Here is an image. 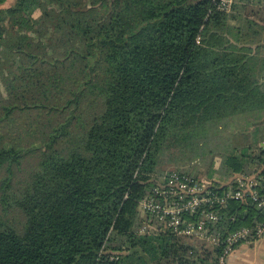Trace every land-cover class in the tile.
Returning a JSON list of instances; mask_svg holds the SVG:
<instances>
[{
    "label": "trees",
    "instance_id": "16d2710c",
    "mask_svg": "<svg viewBox=\"0 0 264 264\" xmlns=\"http://www.w3.org/2000/svg\"><path fill=\"white\" fill-rule=\"evenodd\" d=\"M7 1L0 264H220L224 245L142 234L139 205L169 165L211 153L205 131L264 118V0ZM235 153L219 173L264 188V146ZM217 210L214 234L264 221L250 199Z\"/></svg>",
    "mask_w": 264,
    "mask_h": 264
},
{
    "label": "built area",
    "instance_id": "2783aa9c",
    "mask_svg": "<svg viewBox=\"0 0 264 264\" xmlns=\"http://www.w3.org/2000/svg\"><path fill=\"white\" fill-rule=\"evenodd\" d=\"M216 2L218 9L230 12L235 0ZM261 144L264 146V141ZM206 180L195 179L181 170L155 178L151 191L140 201L139 210L144 221L141 233L169 231L177 236L224 245L220 264H228L236 245L264 236V221L255 228L242 227L225 234H214L212 227L223 218L217 209L227 207L231 200L250 199L264 216V188H259L257 174L236 175L233 182L216 177ZM215 181L222 184L217 186Z\"/></svg>",
    "mask_w": 264,
    "mask_h": 264
},
{
    "label": "rangeland",
    "instance_id": "374dc122",
    "mask_svg": "<svg viewBox=\"0 0 264 264\" xmlns=\"http://www.w3.org/2000/svg\"><path fill=\"white\" fill-rule=\"evenodd\" d=\"M15 0H8L3 6L12 5ZM264 116V115H263ZM264 118H261V111H253L241 114H235L228 118V126H223L221 133L217 134L214 129L205 131L204 135L209 137L207 145L200 142V148L204 147L211 151L205 157H195L191 159H182L166 169L170 170L174 166L177 170H184L192 177L198 180L207 181L208 175H213L216 179L224 180L226 177L219 173L222 162V154L236 150L235 154H240L245 146H257L260 136L264 135ZM193 160V162H190ZM174 171V170H173Z\"/></svg>",
    "mask_w": 264,
    "mask_h": 264
},
{
    "label": "crops",
    "instance_id": "0c3cea01",
    "mask_svg": "<svg viewBox=\"0 0 264 264\" xmlns=\"http://www.w3.org/2000/svg\"><path fill=\"white\" fill-rule=\"evenodd\" d=\"M259 139L261 144L264 135ZM228 264H264V236L256 241L240 244L228 258Z\"/></svg>",
    "mask_w": 264,
    "mask_h": 264
}]
</instances>
